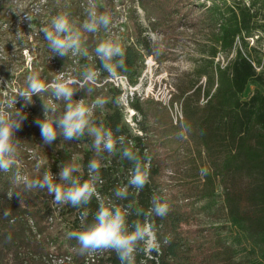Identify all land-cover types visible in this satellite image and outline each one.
<instances>
[{
    "label": "trees",
    "instance_id": "trees-1",
    "mask_svg": "<svg viewBox=\"0 0 264 264\" xmlns=\"http://www.w3.org/2000/svg\"><path fill=\"white\" fill-rule=\"evenodd\" d=\"M28 1L27 8L18 10L20 16L30 17L34 10L35 17L42 18L53 0ZM85 1L78 0L76 5L80 26L87 19L84 13L90 7ZM137 2L148 27L136 21L133 35L128 37L127 44L121 45L128 70L118 69L121 73L118 76H126L133 82L146 56L154 57L158 63L164 62L165 53L154 50L148 30L163 37L182 30L179 40L172 38L168 43L185 49L183 39L188 45V54L182 55L189 57L191 68L175 74L173 82V102L181 106L183 121L174 125L167 108L152 100L145 103L155 112L157 132L162 130L158 132L159 149L170 145L169 155L157 153L147 129L142 131L143 135L133 134L124 122L123 106L113 103L116 97H121V91L101 69L94 52L99 38L94 34L83 45V52H87L83 59L86 71L98 69L100 73L94 85L81 80L84 82L81 99L85 106L97 98L104 99L107 103L103 109L99 106L94 109L93 121L102 123L116 135L120 125L122 133L132 142L133 151L141 156L148 151L152 156L148 183L143 190L129 189L131 195L127 201L113 195L116 187L126 184L132 167L131 162L121 158L119 151L96 156L91 137L87 136L72 141H63L58 136L51 144L44 143L36 121L43 119L45 104L59 108L57 115L62 114L65 101H54L56 106L51 104L55 98H50L49 89L33 93L29 104L18 96L13 105L16 95L7 99L0 92V115L8 117L15 109L26 113V119L15 132L27 141L21 143L16 160L24 180L12 184L9 174L0 171V264H47L46 259L52 253L70 250L76 255L69 264H120L112 251L97 253L96 260L88 262L89 254H80L77 240L70 239L69 233L84 230L85 224L93 220L101 200L116 204L122 211L131 203L133 215L127 217L128 223L142 222V213L150 210L153 195L165 199L170 211L163 219L153 216L160 251L138 255L136 264H264V50L248 45L249 39L259 37L258 43L264 39L260 36L264 35V0ZM106 39L109 38L102 40ZM76 51L80 54V50ZM220 54L225 58L224 64L217 61ZM30 73L49 84L45 74L33 70L27 75ZM27 75L18 84L20 89L27 87ZM249 85L257 88L244 99ZM89 88L93 91L89 92ZM76 100L75 90L73 107ZM131 106L147 119V113L140 106L134 102ZM37 144L43 151L35 148ZM94 156L101 165V182L96 184L99 198L94 196L90 204L80 208L58 206L46 190L24 193L21 203L16 193L23 191L24 183L45 170L58 178L61 163L74 161L81 167L78 175L88 179L87 163ZM167 157L171 160L169 171L158 162ZM163 177H167L164 182ZM170 189L178 192L171 195ZM9 190L14 191L11 199ZM5 209L10 211L8 218L3 216ZM56 214L65 232L58 231L53 237L47 232V222ZM184 226L190 228L184 230ZM165 238L170 243L164 244Z\"/></svg>",
    "mask_w": 264,
    "mask_h": 264
},
{
    "label": "clouds",
    "instance_id": "clouds-1",
    "mask_svg": "<svg viewBox=\"0 0 264 264\" xmlns=\"http://www.w3.org/2000/svg\"><path fill=\"white\" fill-rule=\"evenodd\" d=\"M26 19L30 21L28 15ZM111 26L112 17L105 11L89 12L83 23V28L93 34L100 27L111 30ZM40 32L44 33L48 49L58 52L61 56L67 54L69 49L77 50L81 47V34L72 29L66 15H57L51 21V29L41 27ZM94 52L101 62V69L107 72L109 77L115 78L120 75L118 69L123 72L128 70L124 63L125 49L119 41L112 38L106 39L95 46ZM83 54L86 56L87 52ZM99 73L98 69H88L84 78L94 85L98 82ZM25 80L27 87L16 93V98L12 100L13 105L17 102L18 96L24 98L25 104H29L32 102L33 93H44L49 91V87L51 95L55 98L54 101L66 102L65 110L60 115H57L59 108L44 105L43 119L36 121L44 143L51 144L58 136L62 137L63 141L91 137V146L96 156L102 157L104 153L113 154L119 151L122 159L131 162L132 167L126 184L113 190L116 199L127 201L131 195L129 189H144L150 176L152 156L148 151H145L143 156L138 151H133L130 147L132 142L122 133L120 125L115 130V133H119L116 135L113 130L106 129L102 123L97 124L93 121L94 109L97 106L103 109L107 103L104 99L97 98L88 106H85L84 101L81 100L73 107L74 89L69 85L74 81L57 82L49 86L32 73L28 74ZM88 91L92 92L93 89L89 88ZM113 103L120 106L121 97H116ZM25 119L26 113H23L22 109H15L8 117L0 115V171L9 174L12 184H19L22 177V170L16 166L21 141L14 137V132L20 129ZM59 167L58 178L50 170H45L42 174L25 182L23 191L16 193L20 196L21 203H23V194L33 190L42 192L46 190L48 195L54 196L53 203L58 206L70 205L73 208L88 205L94 196H98L96 184L101 182V165L95 156L87 163L88 179L86 180L78 175L81 167L74 161L61 163ZM13 192L8 191L9 199L12 198ZM150 204V210L142 213V222L132 221L129 224L127 217L133 215L131 203L127 205L125 211H122L116 204L111 202L106 204L101 200L93 220L85 224L83 231L70 232L69 238L77 240L81 255L112 251L120 264H136L138 255L160 251L156 236L157 225L153 216L163 219L170 211L169 204L160 196L153 195ZM136 214L141 213L136 212ZM3 216L8 218L10 211L5 209ZM8 239H11V235ZM163 243L168 244L170 240L165 238Z\"/></svg>",
    "mask_w": 264,
    "mask_h": 264
},
{
    "label": "rangeland",
    "instance_id": "rangeland-1",
    "mask_svg": "<svg viewBox=\"0 0 264 264\" xmlns=\"http://www.w3.org/2000/svg\"><path fill=\"white\" fill-rule=\"evenodd\" d=\"M77 2L78 0H53L51 5L45 8L42 18L35 17V11L31 10L34 15L30 16L29 21L25 18L26 16H20L18 11L19 9L24 10L27 8V4H29L28 0H0V92L4 95V98L7 97L9 99L12 94L16 95L20 90L18 84L22 78L28 72L37 70L39 74L46 75L49 86L57 82L66 83L67 81H74L69 87L74 89V91L76 90V102L82 100L81 85H84V82H81V80H85L84 75L86 73V65L83 59V45L90 40V34L93 33L87 32L83 28V23L80 26L76 20ZM86 2L89 3L90 7H87L84 13L85 17L88 16L89 12L99 13L104 11L112 17L111 30H105L103 27H100L94 34L95 37L98 36L99 43L103 41V38L108 37L109 39L113 38L119 41L121 45L127 44L128 37L133 35L136 21L148 27V23L144 18V12L139 7L137 0H86L85 4ZM57 15H66L72 29L81 34V47L78 49L80 50V54L74 49H69L67 54L61 56L58 52L48 49L44 33L40 32V29L43 27V24H45L44 27L51 29V21ZM180 32L183 31L181 30L178 33L172 32L167 37H163L158 32L148 30V35L155 48L154 50L159 53H165L164 62L158 63L154 57L146 56L145 62L140 65L138 75L133 78V82L129 80L128 83H121L116 77L109 80L115 88L119 84L118 89L122 94L123 120L129 126L132 133L143 135V130L147 129L151 134L150 139L157 153L163 152L167 155H169L170 145L159 149L160 137L158 136H160L159 133L162 130H158L159 133L157 132L154 123L155 112L152 110V107H148L145 103L148 100H152L155 103L165 102L168 98V92L173 90L175 74L185 73L191 68L189 57L182 55L183 52H187L188 54L187 43L182 39L185 49H177L173 43H168V40L172 38L179 40L181 38ZM260 36L261 38L264 37V35ZM258 38L255 37L248 40L249 48L255 47L258 50L260 48L264 50V39L258 43ZM242 50H244L243 46ZM218 58H220L221 62L225 60L221 54ZM256 88L257 85H249L244 99L249 98ZM133 94H135L134 104L140 106L147 113L146 120L143 119L137 110L132 108L131 104L133 102L125 106L128 102L127 100ZM50 98L54 97L51 95ZM51 101H53L51 104L56 106L57 103L54 100ZM14 137L20 140L21 143L27 142L16 132H14ZM35 148L38 151H43L38 144ZM162 160L158 159V162L163 167L167 168L170 166L171 160L168 157ZM168 169L170 168H167L166 171ZM164 179H167V177H163V182ZM21 180H24V177H21ZM164 192L168 193L169 191ZM177 192V189H170L169 193L172 195ZM58 218L56 214L52 220L47 222V232L53 237H55L58 231L63 230L65 232V226ZM30 225L34 226L32 222H30ZM189 228L188 226H184L183 229L188 230ZM33 231L36 232L35 230Z\"/></svg>",
    "mask_w": 264,
    "mask_h": 264
},
{
    "label": "built area",
    "instance_id": "built-area-1",
    "mask_svg": "<svg viewBox=\"0 0 264 264\" xmlns=\"http://www.w3.org/2000/svg\"><path fill=\"white\" fill-rule=\"evenodd\" d=\"M217 61H220V58H218ZM224 62H225V60H223L222 63L224 64ZM116 79L120 80L121 83L122 82L128 83V81H129L126 76H117ZM117 88H119V84L117 85ZM172 89L173 90L171 92L170 91L168 92L167 100L165 102H159L158 104H160L162 107L167 108L170 111L173 124L178 125L183 121V112H182L181 106L178 103L173 102V94L175 92V89L173 87H172ZM134 96H135V94H133L127 100L128 102L125 106H128L130 104V102L134 101ZM121 99H122V94H121ZM202 101L204 102V100H202ZM97 197L99 198V195ZM52 218H50L49 220H52ZM75 255H76V252L74 250H70L67 253H64V252L63 253H52L46 259V262H47V264H69V263L73 262ZM97 255H98L97 253L89 254L88 257L86 258V260L88 262H94L96 260V258L98 257Z\"/></svg>",
    "mask_w": 264,
    "mask_h": 264
}]
</instances>
